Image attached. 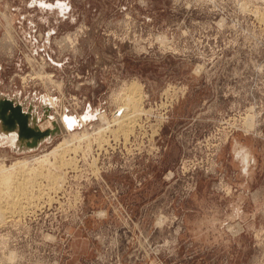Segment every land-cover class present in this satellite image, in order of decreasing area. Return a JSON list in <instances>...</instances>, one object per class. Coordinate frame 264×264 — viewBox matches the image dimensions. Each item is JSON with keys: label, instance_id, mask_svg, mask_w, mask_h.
Returning a JSON list of instances; mask_svg holds the SVG:
<instances>
[{"label": "rangeland", "instance_id": "374dc122", "mask_svg": "<svg viewBox=\"0 0 264 264\" xmlns=\"http://www.w3.org/2000/svg\"><path fill=\"white\" fill-rule=\"evenodd\" d=\"M131 82L128 129L112 120ZM0 96L41 132L75 120L27 150L0 138V165L70 144L79 264H264V0H0Z\"/></svg>", "mask_w": 264, "mask_h": 264}, {"label": "built area", "instance_id": "2783aa9c", "mask_svg": "<svg viewBox=\"0 0 264 264\" xmlns=\"http://www.w3.org/2000/svg\"><path fill=\"white\" fill-rule=\"evenodd\" d=\"M71 174L66 172L58 192L31 198L33 205L26 212L4 224L7 264H67L74 231L85 229L89 214L84 209V183Z\"/></svg>", "mask_w": 264, "mask_h": 264}, {"label": "bare ground", "instance_id": "6f19581e", "mask_svg": "<svg viewBox=\"0 0 264 264\" xmlns=\"http://www.w3.org/2000/svg\"><path fill=\"white\" fill-rule=\"evenodd\" d=\"M4 39H5V37H4ZM4 42H7V41L5 40ZM9 43H10V41H9ZM8 44H7V47H8ZM10 45H9V47H10ZM126 87L127 88H125V90L123 89L124 92H122V94L124 95V97H123V95H122V97L124 98V101L125 102L120 103V105L124 104L123 106L126 107V109H125L126 111L123 114L121 113L122 114L121 116L117 113L118 114L117 116H119V118L116 117L117 119L115 118V120H114V117H113V120L112 121L115 122V124H118L119 123V125H123V124L129 125L130 124L129 127H128V129H130V126L133 127L134 124H136V121H135V118L136 117L134 118V116L136 114L138 116V113L137 112L142 111L141 110L142 108L140 106V101H141L140 99H141V94H143V93H141V91H140L141 90V87L139 88V85L136 82H131ZM14 100L16 101L17 99L15 98ZM117 101H118V99H117ZM119 101H120V99H119ZM55 103H56V101H55ZM21 106L22 107L24 106L23 103L21 104ZM30 106L32 107V104H30ZM45 106H47V105H45ZM22 109H24V107ZM32 109H33V107H32ZM118 109H119V107H118ZM34 111H35L34 114L36 116L35 119L37 121L38 120V114H37L35 108H34ZM101 115H102V113L99 116H101ZM58 117L59 118L56 119L55 124H58L59 125V130L60 129L61 130L64 129L65 131H67L68 129H71V127L74 126V124H75V120L71 116L68 117L65 114H63V115H60ZM48 119H49V116H48ZM104 120L102 122H104ZM116 122H118V123H116ZM51 123L52 122L49 121V120H46V121H43L42 120V123H41L40 126H41V128L45 129L47 127L46 125H48V124H50L51 127H52V124ZM250 126H251V124H250ZM122 127H124V125ZM104 128L106 129V127H104ZM115 128H116V126H115ZM50 129H52V128H50ZM100 129H99L98 132H100ZM52 130H54V129H52ZM96 130L97 129H95V131ZM116 130H115V133H116ZM118 130H119V127H118ZM122 130L124 132L127 129H123L122 128ZM112 132L114 133V131H112ZM112 132H110V133H112ZM120 132H121V130H120ZM123 132H122V134H123ZM90 133L92 134V132H90ZM102 133H101V135H98L97 134L99 136V138L103 135ZM126 134H127V132H126ZM50 136L51 135H48V137H50ZM113 136H115V135H113ZM2 137H4L7 140H10L13 143V146H15L17 149H25V150H27L25 147L22 146V145H24V143H21L20 140L17 138L16 131H13L10 134L1 133L0 134V138H2ZM82 137L83 136H81V138ZM95 137H97V136H95ZM83 138H85V136ZM99 138L97 140L98 142H99ZM78 139L80 140V137ZM100 140L102 141V137L100 138ZM69 141L71 142L70 138H69ZM93 142H94V140H93ZM95 142H96V140H95ZM103 142H104V140H103ZM85 143H89V142H86L85 141ZM100 144L101 143H99V147H100ZM71 146H73V145H71ZM76 146H78V144ZM85 146H89V144L88 145L85 144ZM69 147H70V144H68V142L64 140V141L58 143L57 146L54 147L53 149H51L47 154L42 155L41 158H35V159H33L34 160V164L33 165L31 164V162L28 163L25 160H16V161H14L13 164L8 165L7 167H5L3 165L4 163H2L3 166L0 165V184H2V190H0V192L2 191V197L0 198V222L3 220V217H2L3 215H4V224H5L7 222V220L9 218H11L12 216H16V214H21L23 212H26V210H28L30 208V206L33 205V201L30 200L31 198H33V197H40V198H42L44 196H47V195L56 193V192H58V190L61 189L62 184L65 182L64 181L65 180V177H64V172L63 171L66 169V167H69L67 169H70L75 164V160H74L75 158L74 157H73V159L72 158L67 159L68 158L67 151L70 150ZM79 147H80V145H79ZM72 148H74V147H72ZM84 148L86 149L87 147H83V149ZM74 149L76 150V147ZM74 149H72L71 151H73ZM71 153H73V152H71ZM5 156H7V155H5ZM50 157L52 158V161H50L51 160V159H49ZM28 200H30V201H28ZM12 257H13V255H12Z\"/></svg>", "mask_w": 264, "mask_h": 264}, {"label": "water", "instance_id": "95a60500", "mask_svg": "<svg viewBox=\"0 0 264 264\" xmlns=\"http://www.w3.org/2000/svg\"><path fill=\"white\" fill-rule=\"evenodd\" d=\"M31 123L30 126L28 123ZM0 123L6 132L16 131L17 138L21 143H25L27 147H35L37 144L48 135L56 134L58 130L38 129L34 114L31 113V106L24 112L21 106L14 100H9L4 96H0ZM26 141V142H25Z\"/></svg>", "mask_w": 264, "mask_h": 264}, {"label": "crops", "instance_id": "0c3cea01", "mask_svg": "<svg viewBox=\"0 0 264 264\" xmlns=\"http://www.w3.org/2000/svg\"><path fill=\"white\" fill-rule=\"evenodd\" d=\"M87 243L83 242V241H79V239H74L71 243V253H73V257L70 258V261L68 264H79V252H83V255H87L86 257L89 256V254H91V250L93 251V248H89V243L88 241H86Z\"/></svg>", "mask_w": 264, "mask_h": 264}]
</instances>
